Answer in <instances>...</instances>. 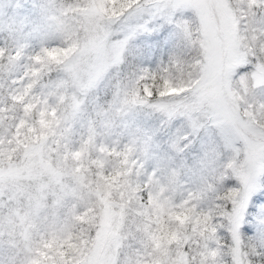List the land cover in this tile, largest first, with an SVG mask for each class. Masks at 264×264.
I'll return each instance as SVG.
<instances>
[{
  "label": "rangeland",
  "instance_id": "374dc122",
  "mask_svg": "<svg viewBox=\"0 0 264 264\" xmlns=\"http://www.w3.org/2000/svg\"><path fill=\"white\" fill-rule=\"evenodd\" d=\"M130 2L138 11L130 25L121 21L114 28L111 16V21L105 19L100 25L111 23L114 31L138 30L126 63L139 61L136 69L145 67L160 74L165 68L174 71L177 84L167 90V96L184 99L187 93V98H191L200 79L198 57L202 58L206 49L214 60L208 84L210 94L222 92L234 99L244 89L245 82L239 77L229 73L225 79L223 66L227 63L237 67L246 62L252 80L264 81L262 62L252 59L254 51L250 44H245L247 32L252 29L243 24V18L249 15L244 6L250 9L261 0H139L138 8L136 0ZM87 3L88 0H0V34L8 33L16 44L14 54L0 48V142L13 131L18 140L24 128L28 141L22 164H13L9 159L5 168L0 156V191L7 183L18 193L27 194L31 209L22 216L18 213L17 220L8 219L10 237L7 245L0 237V253L7 250L18 264H30L37 258L41 264H111L122 247H129L138 249L137 257H143L138 260L140 264H188L187 252L170 246L192 243L202 244L208 250L206 259L213 264H225L220 251L224 234L211 229H220L224 219L223 208L217 205L234 199L225 196L222 180L226 177L235 180L238 174L248 172L243 140L229 144L214 135L213 130L202 133L192 151L170 152L166 148L167 118L147 105L127 102L131 97L125 95L120 81L122 67L115 69L118 80L111 75L113 72L99 78L89 77L83 69L95 60L94 53L84 54L78 66L62 57L63 66L55 75L50 68L32 66L33 61L48 63L45 59L37 62L35 57L39 54L35 50L44 49L53 39L65 42L67 35L73 39L86 37L82 24L86 22ZM44 4L50 6L47 18ZM125 7L128 9V3ZM186 9L196 12L195 20L183 14L172 20L176 12L183 13ZM170 25H175L179 34L171 42L160 35L162 26L167 29ZM183 33L191 35L189 42H185ZM202 40L206 43L202 44ZM255 40L253 35L251 42ZM233 44L241 54H246V61L242 56L221 57L222 50ZM174 55L180 58L179 70L169 63ZM29 77L33 78L29 83L32 88L26 86L22 94H17L19 88L14 92L9 87ZM121 92L124 95L118 104ZM256 95L264 99V88H257ZM26 96L28 103H24ZM18 104H23V117L19 116ZM243 111L241 106L240 112ZM204 121L214 123L207 117ZM230 130V125H226V131ZM54 149L58 153L55 163ZM156 169L159 170L149 183ZM260 179L256 177L257 184ZM133 181L137 187L132 186ZM142 181L159 195L157 200L149 191L151 208H145L136 195ZM256 195L264 196L259 190ZM256 207L251 222L245 223L254 232L260 219L259 205ZM96 209H99L98 224ZM78 224L90 227L81 228ZM4 227L5 218L0 211V232ZM92 227L97 230L89 236ZM67 228L72 229L71 247L59 243ZM210 244L216 247L209 249ZM228 255L231 264L238 257H243L244 264H252L247 257L256 256V251L253 247L251 253L244 251L243 242L240 251L230 246Z\"/></svg>",
  "mask_w": 264,
  "mask_h": 264
},
{
  "label": "snow or ice",
  "instance_id": "6c2138e0",
  "mask_svg": "<svg viewBox=\"0 0 264 264\" xmlns=\"http://www.w3.org/2000/svg\"><path fill=\"white\" fill-rule=\"evenodd\" d=\"M107 3H115V0H88V3L84 5V9L87 10L86 22L82 24L85 33H87L86 37L73 39L71 35H67L65 43L68 46L63 50L57 48L49 51L44 48L46 57L57 60V62H59V57L69 58L70 63L78 66L84 54L94 53L95 60L90 61L83 69L89 77L93 78L108 75L117 67H123L126 63L128 49L138 30L129 28L126 31H114L111 23L101 27V21L105 19L111 21V17L106 15L108 12ZM136 5L138 8L139 0H136ZM195 7L194 5L193 8ZM128 9V11L121 13L125 25H130L131 20L138 14L137 9L132 7L130 0ZM181 14L185 17H192L193 20L196 17V12L193 9H186L183 13L176 12L172 20L175 21L176 17ZM113 15H115L114 10ZM93 23L96 24L95 28L91 27ZM260 23L264 24V19H261ZM160 35L170 42L179 38L175 25H170L167 29L162 26ZM182 35L186 43L191 40L190 34L183 33ZM201 43H206V40H202ZM231 56H242L244 61L247 59L246 54H241L239 47L235 44L224 48L221 52L222 58ZM42 59L45 58L40 55L35 57L37 62H41ZM198 59L200 61V79L197 81V86L194 88L190 99L187 98V95L184 99L167 96V90L177 84L174 71L165 68L163 74H160L151 71L149 68L140 67L138 73L134 72L129 77L128 83L123 85L125 95L131 97L130 101L127 102L133 105L139 102L164 114L169 124V145L166 148L170 152L174 150L183 154L190 151L195 147L202 133L213 130L214 135L223 137L226 143L231 144L237 140H243L248 172L246 175L238 174L235 180L227 177L222 180L225 196L234 199H228L217 205V207L223 208L224 219L221 221L220 229L213 227L211 231L214 233L222 232L225 239L230 241V245L235 246L237 251H240V246L244 241L245 234H247L253 241L256 255H264V196L256 195L257 190L264 194V128L259 127V124L264 122V99L256 95L257 88H264V81L252 80L251 76L248 75L250 66L246 62L237 67L227 63L223 66L225 79L229 78L230 73L231 76H237L241 81H244L245 87L241 94L236 95L234 99L225 97L222 92L212 95L208 91V84L213 72L214 60L208 54L207 49L205 55L202 58L198 57ZM169 63L176 65L177 70H179L180 58L178 55L171 56ZM260 67H264V62ZM148 80L152 81L153 87L157 89L162 87V90H159V99L149 101L147 98L141 97V92L147 93L149 97L153 95L152 91L149 90V85L144 83ZM158 80L159 84H157ZM141 84H143L142 88ZM249 85L253 97L251 101L248 100ZM27 88L31 89L32 84H28ZM241 106L244 108L243 113L240 112ZM249 109L252 110L249 111ZM226 114H228V118H225ZM204 117L214 121V123L212 125L205 123ZM226 125H230V131H226ZM172 129H175V132ZM208 151L207 149L204 151L205 156L208 155ZM146 153L147 149H145ZM231 167L229 165V168ZM158 170L152 172L149 183ZM257 176L261 177L259 184L256 183ZM163 190L162 188L161 191ZM241 196L243 199H239ZM257 205H259L260 219L259 227L254 232L252 227H245V223L251 222V214L257 213ZM233 217L236 219L233 220ZM71 240L72 229L67 228L64 239L59 243L69 244L71 247L74 246L70 243ZM8 264H15V259L10 258ZM30 264H41V261L37 258L32 260ZM111 264H116V261L111 262ZM128 264L131 262L129 261ZM136 264H140V261H137ZM232 264H244L243 257L233 260Z\"/></svg>",
  "mask_w": 264,
  "mask_h": 264
},
{
  "label": "clouds",
  "instance_id": "9594fccd",
  "mask_svg": "<svg viewBox=\"0 0 264 264\" xmlns=\"http://www.w3.org/2000/svg\"><path fill=\"white\" fill-rule=\"evenodd\" d=\"M129 3V0H115V3H107L106 8L108 9V12L106 15L111 16L112 19L115 21L113 24V27H119L120 22L122 21L123 17L121 15V11L124 12L128 11L125 7V5ZM45 9V16L46 18L49 15V4L43 5ZM245 7V12L249 13L246 17L243 18V24L248 25L249 28L252 29V31L247 32L248 39L245 40V44L251 45L252 50L254 51V56L252 59H255L259 62H264V24H255L253 23L254 20L261 21V19H264V0H261L260 3L252 4L251 8L249 9L247 5ZM113 10L115 11V15H113ZM254 14V15H253ZM117 17H119L117 19ZM256 37L255 42H251L252 36ZM68 45L60 38L53 39L49 43L45 45V48H47L49 51L53 49H61L63 50ZM0 48H4L8 54H14L16 50V44L13 42L12 37L8 33L0 34ZM36 52H38L39 55L45 58V60L48 61V63L45 64H36L34 61L32 62V66L36 67L37 69H52V75L56 74V70L61 68L63 66L62 57H59L60 62H57V60H53L51 58H47L46 54L44 53L43 49H36ZM127 59V58H126ZM4 63L7 64V56L4 58ZM139 63L137 61L135 64H133L131 61H128L122 68H121V76L120 81L123 83V85H126L128 83L129 77L132 76L134 72L138 73V69H136V64ZM115 70L113 71V73ZM163 74V73H161ZM22 75V74H21ZM33 78H22L21 81L16 85L12 86L11 84L9 87L13 88V91L15 92L17 88L20 89L17 94H22L24 88L31 82ZM144 83H147L149 85V90L152 91L153 95L151 97L147 96V93L141 92L142 98H147L149 101H154L156 99H159V90H162V87L160 89H157L152 86V81L148 80ZM157 84H159V80L157 81ZM143 87V84H141V88ZM5 93L7 94V89H5ZM124 93L121 92V97L117 99V103H120V99L123 98ZM187 95V93H185ZM29 99L26 96L24 103H28ZM19 109V116L23 117V104L17 105ZM243 107V106H242ZM252 109H249L251 111ZM246 118V117H245ZM18 122V121H17ZM259 127L264 128V122L259 124ZM25 135H27V128L21 129V135L20 137L16 138L15 131L12 132L10 136L5 137V140L2 143V147H0V156H2V159L4 161V167H8V161L11 159L13 164L19 165L24 162V153L25 148L24 145L28 143L27 140H25ZM203 135V134H201ZM48 147H51V145H48ZM192 151V150H190ZM187 154V153H186ZM58 153L54 149L52 159L53 162H56ZM95 171V169H94ZM133 187H137L135 185V181H133ZM149 191L153 192V195L159 200V195L155 191L153 187H151L146 181H142L141 185H139V190L136 192V195L139 197L142 205L145 208H151L152 206L149 204L148 201V193ZM0 195H2V200H0V204L3 205L2 211L3 216L5 218V227L3 229V232H0V237L5 242V245H7V242L10 237V232L8 229L7 221L9 218L13 220L19 219L18 213L22 216L26 212L31 211L28 205V197L25 193H18L14 188L9 186V184L5 183L3 185L2 191H0ZM162 202V201H161ZM135 203V201H134ZM143 210V209H142ZM179 211V210H177ZM94 214L97 216L96 224L99 223V209H96ZM78 227L81 228H89L90 226L88 224H78ZM97 229L95 227H92L89 231V236H93L95 231ZM198 239V238H197ZM19 243V241H17ZM244 251L251 253L252 247H253V241L249 236L244 237ZM230 241L225 239V242L222 246H220V251L223 254L222 259L225 261V264H231V257L228 255V250L230 247ZM173 250L180 248L181 251L187 252L188 254V261L189 264H201L203 261L204 264H213V261L211 259H206L208 250H205L201 245H193L192 243H187L181 245L173 244L170 246ZM216 247L215 245H209V249H212ZM138 249L135 248H129V247H122L119 252L116 254V264H128L130 261L131 264H136L138 260L143 259V257H137L136 251ZM18 251V250H17ZM201 253H204L205 255H201ZM10 257L5 250L4 252L0 253V264H8ZM247 259L251 260L252 264H264V255H256L252 256L249 255ZM15 264H18L17 261H15Z\"/></svg>",
  "mask_w": 264,
  "mask_h": 264
},
{
  "label": "trees",
  "instance_id": "16d2710c",
  "mask_svg": "<svg viewBox=\"0 0 264 264\" xmlns=\"http://www.w3.org/2000/svg\"><path fill=\"white\" fill-rule=\"evenodd\" d=\"M111 75H113V76L118 80V77H117V76H118V73L115 72V73H112ZM92 113H93L92 115H98V114L95 113V112H92ZM219 138H221V137H219ZM241 143H242V142H241ZM32 150H33V149H30L29 152H32ZM29 152H27V153L30 154ZM31 154H32V153H31Z\"/></svg>",
  "mask_w": 264,
  "mask_h": 264
}]
</instances>
